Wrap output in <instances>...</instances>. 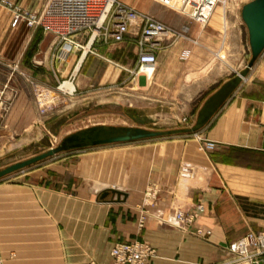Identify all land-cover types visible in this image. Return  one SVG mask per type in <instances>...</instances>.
Returning <instances> with one entry per match:
<instances>
[{
	"label": "crops",
	"instance_id": "1",
	"mask_svg": "<svg viewBox=\"0 0 264 264\" xmlns=\"http://www.w3.org/2000/svg\"><path fill=\"white\" fill-rule=\"evenodd\" d=\"M8 1L40 12L47 0ZM11 23L9 10L1 9L0 70H5L8 78L20 64L26 78H39L40 73L57 78L51 60L53 35L25 24L13 29ZM212 23L207 24L209 32H204L199 42L188 39L197 50L189 43L177 42L159 53L153 75L145 77L149 92L150 81H156L161 91H170V80L177 85L175 79H183L184 87L170 92L177 94L185 109L183 120L193 124L206 99L238 73L235 66H229L224 76H218L216 68L209 70L212 61L205 74L197 75L211 61L204 53L214 56L220 50L211 44L217 40L211 34L216 28ZM185 51L191 57L182 62ZM105 52L109 51L101 50ZM105 56L103 59L112 61ZM262 57L264 54L258 61ZM8 79L1 87L8 85ZM64 83L74 92L71 82ZM7 87L13 89L10 84ZM21 100L20 96L17 102ZM167 140L125 144L129 147L116 151L113 187L91 186L90 169L73 165L41 169L29 175L30 180L0 186L4 251L17 254L14 264H111L116 244L141 241L157 252L147 264H231V244L250 233H264V58L203 130ZM204 141L215 148L208 150ZM75 173H81L82 180L76 189L69 181ZM152 186L158 189L155 206L148 209L149 216L140 228L145 193ZM110 189L126 193L127 198L116 201L115 197L112 202L109 195L101 200L102 193ZM198 206H203V211L184 230L160 222L164 218L173 223L177 211L193 213ZM197 228L212 234L197 237Z\"/></svg>",
	"mask_w": 264,
	"mask_h": 264
},
{
	"label": "rangeland",
	"instance_id": "2",
	"mask_svg": "<svg viewBox=\"0 0 264 264\" xmlns=\"http://www.w3.org/2000/svg\"><path fill=\"white\" fill-rule=\"evenodd\" d=\"M252 1L254 0H225L226 4L220 3L217 6L210 19L216 28L210 33L218 41H213L211 44L220 46L219 52L225 56V60L224 62L220 59L216 60L213 54L204 53L211 61L208 62L209 64L206 62L204 64L206 68L197 75L205 74L212 61L214 64L209 70L216 68L218 76H224L229 71V66H235L238 73L247 66L251 53L241 10L244 5ZM46 2L42 10L37 13L43 11ZM122 3L141 13L151 14L171 27L179 30L187 29L186 39L181 43H189V47L193 50H197V46L190 44L188 39L199 42L202 34L209 32L211 27L196 24L179 9L162 6L155 0H122ZM225 5L226 8H224ZM9 12L13 23V13L10 10ZM12 23L11 27L17 29L18 27H13ZM104 48L109 51L105 52L108 56L101 53ZM134 51L132 44L96 46L95 54L88 53L74 77L73 73L83 54V51L78 48L72 51L67 60L53 61L57 78H50L44 73H40L39 78H26L25 70L20 64L15 65L9 79L5 70H0V170L41 155L56 148L69 134L97 125L141 127L153 130L192 126L193 121L183 120L185 109L181 107L177 94L170 92L171 88L173 91L174 87L178 90L184 87L183 79H175L174 83H178L177 85L171 84L174 80H170V91L169 88L168 91H161L162 87L156 85V81L153 83L150 81V92L147 91L145 73L140 75L131 73L136 62ZM104 56L112 61H106L103 59ZM263 58L257 63H261ZM179 74L181 75V71ZM141 75L144 76L143 80ZM194 77L196 79L198 76ZM7 79L8 85L13 87L11 91L8 85L1 87ZM67 81L75 87L72 94L60 89L61 85ZM20 96L24 101L17 102ZM193 113H196V109ZM166 141L170 140L161 139L151 142ZM126 147L129 145H114L61 154L1 179L0 186L16 185L24 180H30L28 176L41 169H48L55 165H73L90 169L91 186L99 187L105 184L113 187L116 173L114 172L116 163L114 156L116 151ZM99 154L105 155L100 157ZM105 170H108V173H105ZM80 174L75 173L74 177L69 179L75 185V189L82 181ZM105 174L107 179H104ZM0 259L2 264H14L17 259L15 252L7 254L4 251L1 241ZM261 259L264 260V256ZM232 260L231 264H247L237 257Z\"/></svg>",
	"mask_w": 264,
	"mask_h": 264
},
{
	"label": "built area",
	"instance_id": "3",
	"mask_svg": "<svg viewBox=\"0 0 264 264\" xmlns=\"http://www.w3.org/2000/svg\"><path fill=\"white\" fill-rule=\"evenodd\" d=\"M165 7L179 6L187 11L192 22L207 26L217 6L222 0H155ZM0 8L12 11L13 27L25 24L31 29L41 27L44 33L53 35L51 49L52 61H64L72 51L78 48L83 51L79 62L88 53L95 54L96 46H121L132 44L136 57L134 70L137 75L147 70L155 71L160 52L167 50L177 42L186 39L187 29H176L160 21L148 13H141L123 4L119 0H48L41 13L29 12L14 6L8 0H0ZM94 47V51H92ZM189 51L183 53L182 59L187 60ZM205 142V141H204ZM208 150L215 148L213 143L205 142ZM158 189L155 186L145 193L142 204V215L139 226L142 228L149 216L150 208L155 206ZM203 206L197 212L177 211L174 222L162 219L163 224H171L184 230L198 219ZM195 236H210L212 232L197 228ZM228 252L247 264H259L264 256V233H250L231 244ZM111 264H147L157 257L156 250L147 242L131 241L118 243L111 251ZM0 264L1 259H0Z\"/></svg>",
	"mask_w": 264,
	"mask_h": 264
},
{
	"label": "water",
	"instance_id": "4",
	"mask_svg": "<svg viewBox=\"0 0 264 264\" xmlns=\"http://www.w3.org/2000/svg\"><path fill=\"white\" fill-rule=\"evenodd\" d=\"M241 18L248 33V43L251 53L250 61L242 71L223 83L206 99L197 113L193 126L171 130H153L141 127L111 125L93 126L69 134L62 139L56 148L0 170V180L61 154L114 145L177 138L196 134L203 130L247 79L264 53V0H254L244 5L241 10ZM109 195L113 197L112 202L115 201V197L116 201H121V197L127 198L126 193L110 189L102 193L101 200H105ZM259 264H264V262Z\"/></svg>",
	"mask_w": 264,
	"mask_h": 264
},
{
	"label": "bare ground",
	"instance_id": "5",
	"mask_svg": "<svg viewBox=\"0 0 264 264\" xmlns=\"http://www.w3.org/2000/svg\"><path fill=\"white\" fill-rule=\"evenodd\" d=\"M120 1L122 2V0H120ZM224 1H225V0H222V5L226 4ZM171 8H174V9L177 8V9L180 10V12H181L182 14L187 15V11H185V9L180 8L179 6L171 7ZM224 8H226V5H225ZM215 11H216V10H215ZM214 13H215V12H214ZM214 56H216V57H217L218 59H220L221 61H224V60H225V56H224L222 53H220V52L215 53ZM152 75H153L152 70H147V71H145V76H146L147 78L151 77ZM60 89H61V90H64V91H68V92H73V87H72L69 83H64V84H62L61 87H60Z\"/></svg>",
	"mask_w": 264,
	"mask_h": 264
}]
</instances>
